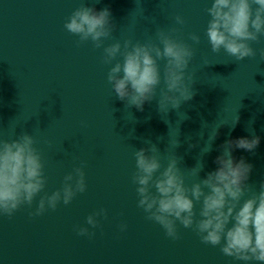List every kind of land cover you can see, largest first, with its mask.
Returning a JSON list of instances; mask_svg holds the SVG:
<instances>
[{
  "label": "water",
  "instance_id": "1",
  "mask_svg": "<svg viewBox=\"0 0 264 264\" xmlns=\"http://www.w3.org/2000/svg\"><path fill=\"white\" fill-rule=\"evenodd\" d=\"M81 2L0 0V132L11 138L9 127L16 125V135L36 136L48 177L45 192L61 188L64 176L82 161L87 183L84 193L55 211L30 216L34 202L11 218L0 216V264H243L203 244L192 229L178 225L180 239L172 240L147 220L131 183L132 153L151 141L166 155L178 139L173 151L182 158L179 166L187 170L202 159V179L217 168L220 145L250 137L251 129L261 138L259 146L233 155L253 165L248 183L258 189L264 181V61L259 55L235 61L223 50L211 51L205 36L211 0H87L97 11L110 9L112 35L121 41L144 42L154 39L157 27H181L176 15L186 21L179 35L195 50L189 69L196 72L195 96L166 114L158 109V96L143 111L128 108L107 82L110 65L102 63V49L91 42L77 46L78 37L64 28ZM191 33L200 36L199 44L189 39ZM252 46L264 47V37ZM219 124L211 151L201 157ZM100 208L108 210V218L90 229L95 235H77L75 227L85 226L86 217Z\"/></svg>",
  "mask_w": 264,
  "mask_h": 264
},
{
  "label": "clouds",
  "instance_id": "2",
  "mask_svg": "<svg viewBox=\"0 0 264 264\" xmlns=\"http://www.w3.org/2000/svg\"><path fill=\"white\" fill-rule=\"evenodd\" d=\"M205 11L209 17L205 36L213 53L223 50L235 61L259 55V61H264V47L252 46L264 37V0H211ZM174 19L181 27H157L154 39L149 36L144 42L121 41L112 35L115 24L110 9L97 11L82 0L64 28L78 37L77 46L91 42L94 49H102V63L110 65L107 82L116 97L126 101V107L143 111L144 104L158 96V109L166 114L195 96L196 72L189 70L195 50L179 35L186 23L184 17L176 15ZM110 39L114 42L106 44ZM189 39L200 43L196 33L189 34ZM238 120L237 116L232 127ZM15 126L9 127L11 138H4L0 132V216L11 218L21 207L31 208L34 202L35 210L29 215L41 216L55 211L61 203L70 204L78 193L87 190L86 162L82 161L64 176L61 188L45 192L48 177L43 154L36 147L38 140L27 132L16 135ZM220 126L213 127L201 157L211 151ZM250 131V137L229 139L220 145L222 151L215 158L217 168L202 179V159L187 170L179 166L182 158L173 151L179 147L178 139L169 143L166 155L151 141H145L148 147L133 149L135 170L131 183L135 185L137 207L146 219L160 225L172 240L180 239L179 225L192 229L203 244L219 247L224 256L243 264H264V181L258 189L249 184L253 165L233 155L236 149L254 152L259 146L261 138ZM164 159L166 164L162 163ZM100 218H108L107 209L89 214L85 226L75 227L77 235L93 237L95 231L90 229L101 227ZM118 227L123 232L127 224L122 222Z\"/></svg>",
  "mask_w": 264,
  "mask_h": 264
}]
</instances>
